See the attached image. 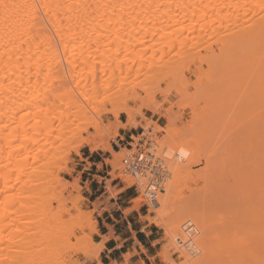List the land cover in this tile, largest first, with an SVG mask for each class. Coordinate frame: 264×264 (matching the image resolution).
<instances>
[{"label": "bare ground", "instance_id": "6f19581e", "mask_svg": "<svg viewBox=\"0 0 264 264\" xmlns=\"http://www.w3.org/2000/svg\"><path fill=\"white\" fill-rule=\"evenodd\" d=\"M212 38L216 40L217 51L210 47L209 56L205 54L212 69L219 70L220 79L213 69V75L220 81L219 90L230 93L239 89L240 99L248 107L241 110L233 107L232 113L241 111L246 115L248 112L243 111L255 107L250 112L254 114L249 127L251 136L249 140L240 137L245 139L242 148L247 143L249 149L252 148L249 144L254 138L251 144L255 142L256 148L253 149L262 153H255V162L244 161L245 166L239 161L233 165L235 156L230 159L231 166H239L238 171L232 167L237 171L238 191L232 197V192L223 195L214 179H219L220 169L227 168L228 160L214 161L219 157L218 146H213L214 141L211 144L210 140L215 138L211 114L205 108L200 111L205 105L198 107L200 112L196 115H191L193 122V117L198 120L194 122L197 128L191 127L192 122L186 128L184 125V129L181 127L187 131L191 127L188 132H194L195 137L191 135L194 139L188 142L185 138L188 139L189 133L176 129V119L165 112L167 133L171 135L178 130L186 136L179 137L182 141L175 149L173 176L158 206L150 212L155 216L148 215L146 219L165 229L172 239L173 245L166 246L159 254L166 264L171 263L172 250L177 249L186 258L183 264H264V0H0V264H13L17 258L27 264H78L73 258L79 254L100 260L104 244L94 248L93 240V235L98 233L97 222L87 233L92 225V214L82 215L80 197L74 201L65 197L70 187L74 188L63 183L60 173L68 168L69 151L73 149L85 145L92 151H114L106 135L100 139L90 136L82 137L78 141L80 145H70L65 155L58 156L64 129L72 117L83 118L86 108L109 100L110 85L117 79L119 86L127 81L136 83L134 95H152L160 90L149 87L150 81L137 83L132 79V74L138 76L144 69H157L158 75L162 73L163 78L157 77L156 81L170 75L172 79L173 75L180 79L179 72L188 70L198 55L194 49ZM200 48L205 50L200 46L198 52ZM174 54L171 62L170 55ZM199 54L200 58L196 59L201 67L207 60L202 58L205 55L201 57L204 53ZM211 79L216 82L214 77ZM183 80L185 82V77ZM209 84L205 86L212 85ZM211 87L218 90L216 85ZM198 93L194 94V99L187 93V97L191 96L186 98L188 102L196 100ZM237 93L234 92L240 96ZM181 96L185 100V94ZM128 97V93L120 95L118 98L125 102L114 107L128 118L126 123L118 122L108 128L110 132L114 130L115 136L120 129L138 126L136 115L140 112L130 108L128 102L132 98ZM200 99L187 104L192 108L191 113L193 109L197 111ZM208 99L204 101L210 104L206 102ZM222 99V105L229 102L235 105V100ZM154 112L160 113V107H155ZM220 112L226 117L229 113ZM242 113H237V121ZM88 127L96 131L102 129L98 122H92L83 131L87 132ZM243 129L248 131L247 127ZM249 132L245 133L246 137ZM261 133L263 137L257 136L256 142V134ZM234 134L237 135L233 132L232 136ZM203 148H208L205 155ZM231 149L229 147L228 151L235 153ZM223 150L225 156L230 155L226 148ZM235 150L238 153L237 148ZM246 150L252 157V150L248 147ZM120 153H116L112 161L115 170L121 169ZM234 155L238 160L243 156ZM202 156L210 161L208 170L213 172L210 176L189 171ZM244 156L246 160L247 155ZM251 162L254 163L252 168ZM246 167L251 168L250 172ZM129 182L137 184L139 189L144 188L143 179H129ZM200 183L204 184L202 188L191 187ZM184 188L190 195L173 203ZM69 200L71 208H68ZM142 201V197L133 201L135 209ZM177 203L184 209L181 217H178L181 212L175 206ZM170 207L172 211H168ZM73 210L80 214L74 216ZM164 216L168 222L163 220Z\"/></svg>", "mask_w": 264, "mask_h": 264}, {"label": "rangeland", "instance_id": "374dc122", "mask_svg": "<svg viewBox=\"0 0 264 264\" xmlns=\"http://www.w3.org/2000/svg\"><path fill=\"white\" fill-rule=\"evenodd\" d=\"M214 39H216V38H214ZM209 40H206V44H205V42H201V44H199L197 46L198 48L194 49V51L198 55H200L199 53H201V54L204 53V54L201 55V57L203 55H205V57H202V58L206 59L207 63L203 62L201 64V67H199L198 64L201 63V62L197 63V61H198V59L200 57H198V55L196 54L198 59H196L197 57L194 58L195 60H194V62L190 63L189 69L184 71V72H181V73L179 72L178 75H180V79H177V76H174V75H173V79H172V77H171L172 75H170V77L166 76V78H164L165 80L162 81L161 79L163 78V75H162V73H159V75H158L157 69L154 70V71L153 70H149V69H144L142 71V73L140 75H138V76H134V74H132V79L137 80L136 81L137 83H139V82L141 83V82H144V81H150V82H152V84L150 83L148 85L149 87H152V88L153 87H159L158 89H160V90L159 91L155 90V92L152 95H148V94L146 95L145 93H142V95H134L135 91L133 90V87H134V85L136 83L132 84V83H129V81H127V82H125L126 84L124 86H119L120 81L117 79V81L113 82L110 85V88H109L110 98H109V100H107L104 103H96L93 107L86 108V113L83 114L84 115L83 118L81 116L79 118H77L76 116L71 118L72 121L70 123H68L67 127L64 129V138H63L64 140L60 143V148L58 149V156H63V155L66 154L65 151L67 150V148L70 145H72V146L80 145V143H78V141L81 140L82 137L83 138H87V137H90V136H96V137H98L100 139V138H102V137H104L106 135V140H107L109 146L113 149L114 152H106V151H103V150L92 151L90 147L85 146V145H83L82 147H78V149H73V150L69 151V157H68L69 160H67L68 168L66 167V170L64 169V170L61 171L60 177L62 179H64L63 183H67L69 185H72L74 189H72V187H70L69 192L65 193V197H67L68 199H72L73 201L80 197L82 199V202L80 203V207H81L80 211H81L82 215L83 214L84 215H91L92 214V225L90 226V229L87 230V233L91 232V230L93 229V227H94L93 223L97 222V218H98L97 216L98 215H102L103 212L108 211V210L111 209V207L109 205L111 198H118L120 196V194H123V196L127 195L129 197H132L131 200H130V203L128 205V206H131V208L126 211V214H129L132 211H141L142 215H144V217L141 219L142 222L145 225H150L155 231H158L159 241L156 243L157 244V251H158V261L156 262V264H166V263H164L162 261V258L159 256V254L162 252L163 248H165L166 246H172L173 245L172 244V239H171L170 235L167 233V231L165 229H162V228H160V227H158V226H156L154 224H151L146 219V216H148V215H151L153 217L155 216V214L150 213L151 210H154V208H150L147 211L146 207L144 206L145 202L143 200L142 202H140L139 208L135 209V204L133 203V201L135 199L139 198V197L143 198V193H142L143 192V188H140V189H139V187L136 188V186H133L129 182V179H133V178L131 176H129V175H125L124 174L123 168H122V164H121V161L124 158V156L129 153L130 147L132 146L133 148H135L137 145L140 144V142L142 140H152V141H154L157 144V152H158V154L167 159V162H168L170 170H171L172 166H173L172 163L174 161H176V157H175L176 150L175 149H176V147H178V145L180 144L179 142L182 139V138H179V137L181 136V137L184 138V135L186 133H189L188 131L194 125H195V127H193V128L194 129L197 128V124H195L194 122L197 121L196 123H198V120H195L196 118L193 117V119H194V122H193L191 115H196L195 114L196 112H200V111H202V109L205 108L206 111L211 114V116L213 118L212 121L214 123L213 128H214L215 133L214 132L213 133L215 134L214 137L216 138V140H215V138L210 139L211 140V144H212V141H214L213 142V146H215V144H217V146H218V155H219V157H218V160H214V161L219 162V161H223V160H225V161L228 160V162H226L227 168L225 170L220 169V175H218V177H217V178L220 179V182H219V179L215 178L214 180L216 181V186L217 187L220 185V193H222L224 195V192L226 194H229V193L232 192L231 197L234 196V194H233L234 192L237 194L238 182H239L238 177L236 176L237 175V171L239 170V166L238 167L236 166L237 171L235 172V171H233V169L235 168V166H233V165H235L236 162H237V164H239L238 161L241 162L240 163L241 165H244V161H246L245 163H247V161H249V159L250 160L252 159L255 162V157H254L255 153H262L261 150H259L260 151L259 152L258 149H256V150L253 149V147L256 148V146H255L256 143L255 142H254V145L251 144L254 141L253 137H252L253 139L251 138L252 142L249 141V142H251L249 145H252V148L250 147V149H249L248 143H247V145H244L245 149L242 148L243 147L242 141L245 140V139H242L243 136L245 138H247V139H248V137L250 138V136H251V133L249 132L250 131L249 127H251V123L252 122L250 123V121L254 117V116L252 117V115H254V114H252L253 112L250 114V112L255 107L251 106L252 107V109H251V107L248 105L251 110L250 109L246 110L248 107H246L247 104H244L241 101L240 97L242 95V92L239 89H237L236 91L230 92V93L227 90H219L220 89V83H219L220 81H218V80L220 79V77H219L220 73L217 72L219 70L218 69L215 70L213 68L217 72L215 74L216 75L218 74V78H219L218 79L216 77V75H213V69H212L211 65L208 64L209 63L208 62V59H209L208 56L211 53L210 52L211 48H213V50L217 51L218 46H217L216 40H213V38L210 41ZM212 40L215 41V43H213ZM211 41H212L213 44L210 43ZM202 43L204 45H207L210 50L207 51V49H208L207 46L202 45ZM200 46L201 47H205L206 51L203 48H200V52H198L197 50H199ZM173 53H175V52H173ZM205 53H207L208 56H206L207 54H205ZM175 55L176 54H174V56L170 55V59L174 58ZM196 55H194V56H196ZM170 59L169 60L167 59V60L170 61ZM171 62H173V59H172ZM171 62H169V64ZM166 63H168V62L166 61ZM164 65L167 66L168 64H164ZM209 66L211 67V69H210ZM167 67H169V65ZM206 69H210V70L207 71ZM160 70H162V68H159V71ZM165 70L167 71V74H168L169 71L167 69H163V71H165ZM204 72L206 73V75L208 74L209 77L204 75L205 74ZM183 75H185V76H183ZM199 75L200 76L202 75L203 77H200ZM155 77H156V79H155ZM157 77H160V78L162 77L161 79L158 78L160 82L156 81ZM183 77H185V79H186L185 82L183 80ZM211 77H214L216 82L212 81ZM208 78L210 80H207ZM216 78L218 80H216ZM172 80H175V82L173 83ZM154 81H156L157 83L159 82L158 85L155 86V84H157V83L154 82ZM206 81L210 82L212 85L209 84L208 82L206 83ZM170 82H172L173 84L170 83ZM192 82L194 83V85L199 82L197 84L198 86L197 85L193 86ZM205 84H209L211 86H213V85L215 86L216 85V87H218V90H216L215 87H211V86L209 87L208 85L205 86ZM202 86H204V87H202ZM184 87H185V89H184ZM196 87H198V88H196ZM193 90H195V92ZM203 92H205L206 94L203 95L204 94ZM234 92H236V93L238 92L237 94H239L240 96H238V95L236 96V94H234ZM124 93H128L129 94L128 98H132V100L128 102L130 108H132L135 112H140V114L137 113V115H136L137 116L136 120H137L138 126L135 127V128L129 127L128 129H126L127 131L131 130L130 134H134L135 136H132V139H130V140L129 139H126V140L122 139V141H119V139H120V131L124 130V129H120L118 131V136H115L114 130H111V132H110V131H108V128L110 126H112V125H115L118 122H121V123H126L127 122V119H128L127 115L123 114L121 112H117L118 109L114 108V107H116L118 105L119 102L120 103H124L125 102V100H122V99L118 98L120 95H122ZM182 93L185 94V96H184L185 100L181 96ZM187 93L190 94V95H193L192 96L193 99H194V94L198 93V96L195 95V99L196 100H194L192 102H195V101H197V99H200V97L204 96L202 98V100L201 99H200V101L198 100L199 105H197V108L198 107L201 108V106L203 107L204 105L205 106L203 108H201V110L199 108L197 109V111L195 109H193L192 111H194V113L193 112L191 113V109L192 108H189V106L187 105V104H190V102H191V100H190V102H188V99L191 98V96L187 97L188 96ZM221 93H222V96L220 95ZM207 94H208V96H207ZM139 97H142V98L137 99ZM237 97H239V99L241 101L240 104L238 103L239 99ZM186 98H188V99H186ZM205 98L206 99L209 98L206 102H210V104L209 103H205V101H204ZM222 98H226V102L228 101L227 99H229V101H234L235 100L236 101V102H234L235 105L232 104L231 102L223 103V105H222L221 101L222 100L225 101ZM220 99H222V100L220 101ZM179 100H180V102H178ZM120 103H119V105H120ZM180 103H183V104H180ZM207 105H209V107H211L212 109H209V107ZM220 106L221 107L223 106V107L220 109ZM236 106L238 107V108H236L237 110H241V107H243V108L245 107L246 109H244V110H246V111H243V109H242V111L245 112V113H247V112L248 113L245 115L241 111L240 112L235 111L234 114H233L232 113V111H234L233 107H236ZM155 107H160V113L154 112V108ZM228 108L231 111L230 110L227 111ZM198 110H200V111H198ZM221 110L222 111L225 110V112H229L227 114V117H228V119L230 121V124H231V125H229L230 126V130H228L229 126H228V124H226L228 119L224 115L225 114L224 112L223 113L220 112ZM165 112H170L172 114V116L176 119V122H177L176 124L178 125V126L176 125V129L178 128V130H181L182 129L181 127H183V129H184V125H185V128H186V127L189 126V124L190 125L192 123H194V124H192L191 127L188 128V131L186 129L185 130H183V129L181 130L182 133L184 131H187L185 134H183V136L181 134V131H178V130H176V131L179 132V133L176 132L174 134L169 135L167 133L168 122H167V119L163 116V114ZM221 113L223 115V116L221 115L223 118L220 117ZM237 113H242L243 114V115H239L238 116L239 117V121H237L238 118H236L237 115H238ZM232 115H235V116L233 117ZM248 115H250V116H248ZM231 116L233 117L232 121H231ZM225 120H227V121L225 122ZM235 120L237 122H235ZM246 120H247V122H246ZM220 121L222 122V124H220L221 123ZM92 122H98L102 126V129L100 131H96L93 127H88V131L84 132L83 129L89 123H92ZM154 123H155V125H152ZM236 123H238V124H236ZM150 125H152V126L149 129H147L146 127L150 126ZM220 126H221L222 129L220 128ZM246 127H247L248 131L243 129V128H246ZM234 128H235V131H234ZM220 129H221V131H220ZM238 129H239V131L237 132ZM244 130L247 131V132H245ZM233 132H236L237 135L239 133L241 136L239 135L237 137V139H236L237 135L234 134L232 136ZM248 132H249L250 135H248L246 137L245 133L248 134ZM193 133L190 131V133L187 134L191 138H189L187 136L188 139L185 138L186 142L190 141L191 139H194L192 137V136H194ZM79 135H81L80 138H78ZM176 135H177V138L179 139V141L176 138ZM227 136L230 137V138L228 139ZM257 136L259 137V139H261L263 137L262 133L259 134V135L256 134L255 139L257 138ZM240 137H242V138H240ZM218 138H220V139H218ZM233 138H235L236 140H234ZM224 139H226V140L228 139V140L225 142ZM257 139H256V142H257ZM196 140H198V139H196ZM238 140H240L241 142L238 141ZM230 141L231 142L233 141L235 143V145H233L234 144L233 142L230 143ZM127 142H130V144L127 145ZM236 143H239V145L236 144ZM230 144H231V146H230ZM244 144H246V143H244ZM213 146H212V148H213ZM229 147H230V149L232 147L231 151L234 150V151H232V152H235V153H232L233 155L231 154L230 150L228 151ZM247 147H248V150H250V151L252 150L251 151L252 157L250 156V152L246 150ZM225 148H226L225 151L227 153L229 152V154H230L228 156L226 155L227 159L226 158L224 159V157H226V156L223 153L224 152L223 149H225ZM233 148H235V149L237 148L238 153L240 152L241 155H243V156H244V154H246L247 155L246 160H245V156H244V159H243V156H242V159L238 157L239 158V160H238L236 155H234V154H237V156H239L240 153L238 154L237 151L235 149H233ZM203 150H204L203 154L205 155V153H206L205 151H207L208 148H207V150H206V148H203ZM241 150H242V152L244 151L245 153L243 152L244 153L243 154L241 152ZM253 150H255V151H253ZM246 151L248 153H246ZM116 153H120V164H121L120 167H121V169H118V170H115L114 166L112 165V161L115 159ZM248 154H249V156H248ZM222 155H223V157H221ZM233 156H235L234 157L235 158V163L234 164H233V162L230 161V159L232 160ZM98 161H102V162L99 163L98 165H94L93 164V162H98ZM211 162H212V160H211ZM251 163H252V165H249V166H251V168H252L254 163L253 162H251ZM208 164H210V161L208 163L206 158H205V156H202L200 159H198L196 161V164L192 165L190 170L189 169L188 170L190 172H192V173H195V174H201L202 176H205V175L210 176V175H212L213 172L212 171L209 172L208 169L210 167L208 168ZM231 164H233V165L231 166ZM232 167H234V168H232ZM245 169L248 170V171L250 170L247 167ZM97 170H98V173H95ZM89 174H91V175H89ZM92 175H99L100 177H93ZM172 176H173V174L171 175V177ZM93 179H94V183L98 182L97 186H98V188H100V191H98V193H97V197L100 194L104 193V192H106V193H105L104 196H101L95 202H90V201H92V199H89V188H90V186L92 184L91 182H92ZM201 185H204V184L200 183L197 186L195 184H193V185H191V187L193 189H196L197 187L198 188L199 187L202 188ZM59 191L60 190L58 189V192ZM71 191H73V192L70 195ZM189 195H190L189 192L184 188L180 192V194L177 195L172 200V202L176 203L177 199H180L181 197H187ZM94 197H96V196H94ZM70 201L71 200L68 201L69 202L68 208H71V205H72ZM54 206H56V203L54 204ZM175 206H177L178 209H179V212H181V215L177 214L178 217H181L182 216V211H184V209L178 203ZM102 208H104V209H102ZM168 211H172V208L170 207V209ZM72 214L74 216H77V214L79 215L80 213L79 212L77 213V211L73 210ZM163 220L168 222V220L166 219L165 216H164ZM186 223L189 226V224H190L189 220H187ZM97 225H98V223H97ZM94 235H93V240H94ZM79 236L82 237L83 234L80 233ZM200 236L201 235H198V237H200ZM97 246H98V243L94 242V248H97ZM81 247H84V245L83 246L81 245ZM75 258H76V261L78 262V264H94L95 262H97V261L99 262L100 261L98 259H93V258L87 257V256H85L83 254H79V255L75 256L73 258V260H75ZM128 258H129V256H126V260H128ZM185 261H186V258L182 257V252L179 249L172 250V258H171V263L170 264H173V263L174 264H183ZM13 264H27V263H26V261L24 262L21 259L17 258V260H14ZM99 264H100V262H99Z\"/></svg>", "mask_w": 264, "mask_h": 264}, {"label": "crops", "instance_id": "0c3cea01", "mask_svg": "<svg viewBox=\"0 0 264 264\" xmlns=\"http://www.w3.org/2000/svg\"><path fill=\"white\" fill-rule=\"evenodd\" d=\"M130 132L131 130H121L119 141L130 140L132 136H135ZM128 144L130 142H127ZM101 162H93V164L98 165ZM95 173H98V170ZM92 176L100 177L99 175ZM91 183L89 199H92L90 202H95L106 192L97 197L100 191L97 186L98 182L94 183L93 179ZM131 198L123 194H120L118 198H111L109 204L111 209L97 216L98 233L94 235V242L104 244V250L100 255L102 264H156L158 261L156 244L159 241L158 231L142 222L144 215L141 211L126 214V211L131 208L128 206ZM126 256H129L128 260ZM94 264H99V262Z\"/></svg>", "mask_w": 264, "mask_h": 264}, {"label": "built area", "instance_id": "2783aa9c", "mask_svg": "<svg viewBox=\"0 0 264 264\" xmlns=\"http://www.w3.org/2000/svg\"><path fill=\"white\" fill-rule=\"evenodd\" d=\"M121 164L125 175L133 179H143V200L147 211L157 207L159 198L165 193V187L171 178L167 159L158 154L157 144L152 140H142L135 148L131 146ZM133 186L138 188L137 184ZM178 243L179 246L183 244L181 241Z\"/></svg>", "mask_w": 264, "mask_h": 264}]
</instances>
